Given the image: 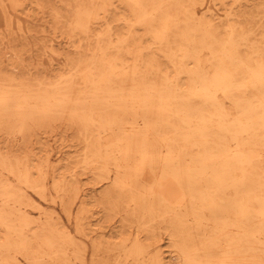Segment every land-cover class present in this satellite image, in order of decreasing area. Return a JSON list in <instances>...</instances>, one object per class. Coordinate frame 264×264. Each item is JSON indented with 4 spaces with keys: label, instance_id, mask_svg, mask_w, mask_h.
<instances>
[{
    "label": "bare ground",
    "instance_id": "1",
    "mask_svg": "<svg viewBox=\"0 0 264 264\" xmlns=\"http://www.w3.org/2000/svg\"><path fill=\"white\" fill-rule=\"evenodd\" d=\"M109 1L88 0V7L76 9L75 34L88 42L58 79L0 65V124L23 131L30 121L78 123L86 146L83 161L106 179L112 178L113 164V183H122L147 211L140 217L135 208L128 212L142 224L154 220L146 215L157 203L167 210L173 200L196 227L203 224L204 211L212 213L211 234L198 237L187 229L185 242L172 238L169 263L155 254L152 264H264V47L252 42L254 29L240 26L230 13L221 34L208 0H120L130 6L133 20L146 23L151 43H159L165 59L149 46L141 64L133 47L126 60L120 33L102 28ZM4 7L0 0V16ZM204 49L210 51L212 72L202 65ZM6 53L16 57L12 49ZM11 59L8 64L18 68ZM219 91L236 104V115ZM115 126L118 133L112 134ZM49 165L48 156L42 158L34 177L18 157L0 156L1 169L18 179L16 185L0 177V264H15L13 251L35 264L44 255L68 254L70 246L76 256L81 252L70 232L35 227L24 209L31 202L23 184L44 195ZM70 188L80 197L79 185L58 189ZM170 223L183 228L185 219L175 214ZM145 251L137 243L127 254Z\"/></svg>",
    "mask_w": 264,
    "mask_h": 264
},
{
    "label": "rangeland",
    "instance_id": "2",
    "mask_svg": "<svg viewBox=\"0 0 264 264\" xmlns=\"http://www.w3.org/2000/svg\"><path fill=\"white\" fill-rule=\"evenodd\" d=\"M1 1L5 4V16H0V65L3 69H24L31 75L36 72L38 77H48L53 81L69 67L70 60L84 51L88 39L75 34V12L78 7H88V0H17L16 4L10 0ZM206 7H210L221 21V34L230 21L227 14L232 13L233 21L242 27L254 29L252 42L264 47V0H208ZM129 8L127 3L120 0H110L102 28H113L114 32L120 33L122 43L126 45L123 50L127 61L130 60L128 51L132 47L137 50L141 64L146 60L150 47L161 61H165L157 49L159 43H151L146 23L133 20ZM198 11H202L200 6ZM11 49L16 54L13 59L6 53ZM10 59L19 64L18 68L8 64ZM201 62L206 70L213 71L208 49L202 50ZM169 70L171 75L175 73L171 66ZM188 83L187 77H184L183 86ZM252 92L248 91L247 94ZM218 95L226 109L236 115V104L223 92L219 91ZM78 126V123L64 118L44 121L42 125L30 121L23 131L0 124V156L18 157L26 163L34 177L38 175L37 167L41 159L49 158L44 195L23 184L31 202L24 209L32 224L35 227L48 224L56 231L70 232L81 250L76 256L74 246H70L68 254L58 258L44 255L40 264H152L155 254L169 263L168 256L174 248L172 238L178 239L179 243L185 242V233L189 228L195 230L198 237L211 234L213 225L209 218L212 213L204 211L203 224L196 227L192 217L185 215L184 209L177 206L174 200L167 210L157 203L155 212L146 215V219L154 217L147 225L142 224L137 216L129 217L128 212L134 211V208L139 217L147 211L135 204L131 198L136 195L133 196L122 183H113L115 175L112 163H109L112 178L106 179L94 173L92 165L83 161L86 146ZM110 133L109 130L105 131L102 140L108 141ZM116 133L118 128L115 126L112 134ZM261 166L264 172V147ZM0 177L18 184L16 176L1 167ZM62 185H79L80 197H75L76 192L71 188L58 189ZM227 195L233 196L234 191L228 189ZM68 209H71V213ZM175 214L184 217L183 228L172 227L170 222ZM3 234L0 227V238ZM137 243L146 251L137 255L127 254ZM33 244L35 246L37 243ZM12 253L15 264H35L31 257L27 258L21 252ZM175 264L185 263L180 260Z\"/></svg>",
    "mask_w": 264,
    "mask_h": 264
}]
</instances>
